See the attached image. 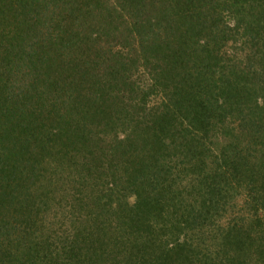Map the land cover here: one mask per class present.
Returning <instances> with one entry per match:
<instances>
[{
  "label": "trees",
  "instance_id": "trees-1",
  "mask_svg": "<svg viewBox=\"0 0 264 264\" xmlns=\"http://www.w3.org/2000/svg\"><path fill=\"white\" fill-rule=\"evenodd\" d=\"M0 264H264V0H0Z\"/></svg>",
  "mask_w": 264,
  "mask_h": 264
}]
</instances>
